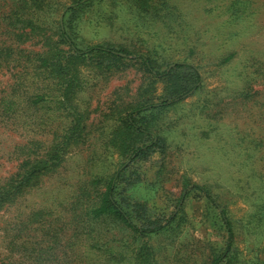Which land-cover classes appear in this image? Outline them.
<instances>
[{"label": "rangeland", "instance_id": "374dc122", "mask_svg": "<svg viewBox=\"0 0 264 264\" xmlns=\"http://www.w3.org/2000/svg\"><path fill=\"white\" fill-rule=\"evenodd\" d=\"M42 1L40 11L9 19L19 3L0 0V45L15 50L13 62L0 63V186L23 160L51 155L63 124L60 112L26 105L27 98L46 92L48 81L30 69L24 76L21 69L28 67V54L57 40L56 25L78 3ZM83 2L88 4L71 22L66 16L74 43L81 49L110 45L133 56L116 67H78L80 137L53 170L0 207V264H133L131 233L111 219L91 223L85 214L120 165L110 146L116 114L165 98L164 79L148 75L136 55L149 57L159 73L185 63L201 75L198 90L146 116L164 149L128 170L139 180L128 194L142 203L169 215L183 198L182 223L147 241L155 264H208L223 251L227 234L194 186L212 196L232 225L231 258L222 264H263L264 0ZM29 20L40 28L36 35H24ZM12 101L20 104L8 113L4 107ZM107 249L126 261L107 259Z\"/></svg>", "mask_w": 264, "mask_h": 264}, {"label": "trees", "instance_id": "16d2710c", "mask_svg": "<svg viewBox=\"0 0 264 264\" xmlns=\"http://www.w3.org/2000/svg\"><path fill=\"white\" fill-rule=\"evenodd\" d=\"M82 1L77 0L78 5L68 8L62 24L56 25V41L46 40L42 51L28 54L25 57L28 67L21 69L22 75L29 74L28 69H30L34 76L38 73L39 76H43V80L48 81L46 92L36 95L32 100L27 98L25 100L26 105H39L42 108L60 112L63 124L60 131L55 134L56 143L51 145L50 151H54L51 155H48L44 160L35 162H30L29 159L23 160L18 166V172L11 176L7 183L0 186V207L11 203L21 195L24 190L31 186L34 179L53 170L60 163L66 148L79 139L83 129L84 111L74 99L81 86V82L76 77L78 67L84 62H90L97 68L109 66V64L116 67L119 63L133 56L125 49L110 45H95L81 49L74 43L68 34L71 23L66 22V16L69 14L71 17L69 22H71L75 15L80 12V8H82L80 6L88 4L84 2L81 4ZM15 3H19V5L10 11L9 19L28 11V9L34 8L35 12H38L43 7L39 6L43 5L42 0H15ZM17 20L20 21V19ZM27 22L29 31L24 35H36L40 28L31 20ZM14 36L19 39L22 34L15 33ZM14 53L15 50L12 47L0 45V63L9 64L13 62ZM134 59L142 65L148 75L164 79L166 83L165 98L161 103L140 102L116 114L117 127L113 131L110 146L117 152L120 165L109 177L103 190L98 194L97 203L89 208L85 217L91 223L107 219L115 221L131 233L132 240L136 244L135 254L132 258L133 264H155L152 248L147 241L170 231L169 229L173 224L182 223V217L179 216L178 212L181 214L180 203L183 198L175 205L177 212H172L169 215L162 209L158 210L142 203L133 198L130 193L128 194L129 190L139 184L135 172L128 173V170L136 162H142L155 153H162L164 149L162 139L149 129V123L145 120L146 116L177 104L184 97L198 90L201 75L197 68L185 63H176L172 67L169 66L167 71L159 73L153 68L149 57L136 55ZM49 86L50 91L48 92ZM15 92H17L16 88L12 94ZM19 104L16 101L10 102L7 107H4L5 111L14 113ZM24 149L26 146L22 147L19 153L24 152ZM192 189L199 191L206 202L215 210L217 218L227 234L223 251L219 255L213 254L208 263L222 264L223 260L228 261L231 258L229 255L233 240L232 225L225 211L212 196L201 187L194 186ZM107 251V259L119 263L126 261L123 255L113 253L110 249Z\"/></svg>", "mask_w": 264, "mask_h": 264}]
</instances>
